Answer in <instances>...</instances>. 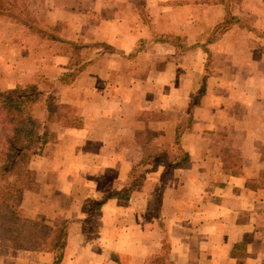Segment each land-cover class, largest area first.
Masks as SVG:
<instances>
[{
    "label": "crops",
    "instance_id": "crops-1",
    "mask_svg": "<svg viewBox=\"0 0 264 264\" xmlns=\"http://www.w3.org/2000/svg\"><path fill=\"white\" fill-rule=\"evenodd\" d=\"M16 13L0 11L1 91L45 76L70 93L58 103L73 105L71 89H101L46 126L40 154L17 158L30 175L22 210L48 250L0 244V264H54L49 248L64 226L58 264H148L164 243L173 264H264V47H248L257 36L264 44V0H28ZM228 17V31L207 42ZM30 33L58 50H29ZM77 45L90 58L63 81ZM161 47L215 63L168 65L156 77L136 57ZM178 138L188 163L164 179L152 158L176 160ZM1 141L0 170L13 154Z\"/></svg>",
    "mask_w": 264,
    "mask_h": 264
},
{
    "label": "trees",
    "instance_id": "trees-1",
    "mask_svg": "<svg viewBox=\"0 0 264 264\" xmlns=\"http://www.w3.org/2000/svg\"><path fill=\"white\" fill-rule=\"evenodd\" d=\"M11 7L9 2L0 0V11H9ZM170 41L175 42V39ZM82 68L76 69L75 77ZM38 100L36 89L32 87H16L0 92V140H7L12 144L17 153L16 158L25 153L40 154L47 142L46 121L54 120L47 105L46 117L35 115L33 110ZM44 102L46 104V101ZM179 159L181 162L177 161ZM159 163L166 165L165 179L174 169L185 166L188 156L182 153L176 160L171 161L166 154L152 158V164ZM25 187L26 183L18 177L13 164L0 170V244L15 249L48 250L41 246V242L36 241V225L22 210L21 201ZM100 205L97 204L95 209L100 208ZM66 236L65 226L54 232L49 248L56 254L54 264H58L62 259ZM168 253L169 246L164 243L162 252L152 257L148 264H173Z\"/></svg>",
    "mask_w": 264,
    "mask_h": 264
},
{
    "label": "rangeland",
    "instance_id": "rangeland-1",
    "mask_svg": "<svg viewBox=\"0 0 264 264\" xmlns=\"http://www.w3.org/2000/svg\"><path fill=\"white\" fill-rule=\"evenodd\" d=\"M4 1L9 2V4H11V6L16 10V12H17L16 14L17 15L18 14L21 15L24 12V7H25V4H26V2L28 0H4ZM13 17H15V16H13ZM232 23H234V20L231 19V17H228V19L224 20L223 23H220L217 26L216 30L213 33H210L207 42H212L214 39H217L221 34H223L224 32L228 31L229 25L232 24ZM16 27H17V30H18L17 33H19V32L22 33V31L23 32H28V30L26 28H24L23 25H21V24L20 25L18 24ZM4 29H6V25H5V22L2 21V23H0V31H4ZM41 29H43L44 31H50V32L52 31V29H48V28H44V27H42ZM43 30L39 31V32L45 33L46 36H47L48 33L47 32H43ZM31 34L32 33H30L28 35V37L25 39L26 46H27V48L29 50H31V48H33V49H43L45 52H49V51L50 52H53V51L56 52L58 50L57 47L54 46L53 41H50V40L47 41L46 40V42L45 41L44 42H39L38 39L36 37H33L32 36L33 34L32 35ZM18 42L20 43L21 40H18ZM25 42L23 40V43H25ZM262 43H263V41L261 40V36H257L256 38L252 39L251 44H249L248 47H257V48L264 47V44H262ZM229 45L237 47V45L234 44L233 42H230ZM57 46H60V45L57 44ZM65 47H67V46H65ZM74 48L76 49V52H77V54L74 55V59H73V65L74 66L72 67V69H74V72L67 73L66 76L62 78L63 81L71 82L72 80H74L76 69L84 67L88 63V60L90 58V56H86L85 55V57H83L82 54H81L82 56H80L78 54V51H79V48H80L79 45L75 46ZM74 48H73V50H74ZM235 49H238V48H235ZM154 57H156V68H155L154 61H150L149 60V59L152 60ZM2 58H4V56ZM15 58H16V56L13 57V60ZM24 58L26 60V63L29 64V62H30V63L33 64V66L36 64V62H40V59H41L38 55H34V56L27 55V57H24ZM42 59H44V60L47 59V56H45V55L42 56ZM2 60H1V57H0V65L4 63V59H2ZM213 60H214L213 56L211 58V55H206L201 50L198 51V52H195V55H190V56L187 57V56L181 55L179 53H174L172 50L170 51V49H166L164 47L158 48L154 52L152 51V53L149 54V55H141L139 58H138V56L136 57V61L139 62V65L142 66L145 63L146 66H149L150 69H152L150 74H152L153 76L155 75L156 77H159L160 72L161 71L164 72V67L168 66V65H173V66H176V68H178V69H180V68L182 69V67H183L182 65L186 64V62L189 61L188 62L189 64L206 63V66H209L210 69H211L214 66L213 63H215ZM26 68L28 69V68H30V66L26 65ZM26 68H25V71H26ZM180 72H181V70L178 73H180ZM145 74L146 73H144L143 70H141V76L144 77ZM145 82H147V81H145ZM158 83H159V80L157 82V85H158ZM141 85H142L140 87L141 90H139V92L143 93L145 91V89L143 88L144 82L141 83ZM18 87H21V88L32 87L33 89H36V96H37V98H39V100L34 106L33 112L35 113V115H37L39 117L40 116L41 117L44 116L45 113H46V109H47L46 105H47L49 107V110L51 111L50 116L53 118V120H56V119H58V120L60 119L61 120V119H63L62 116H63L64 113H66V114H68V113L70 114L71 113L72 114V112L75 111V109H77L79 102L75 103V101L82 100L85 96L86 97H91L92 93L99 96L100 89H101V84H100V82H97L96 86L91 88L92 91L89 90V93H90L89 95H86L84 93V90L82 92L83 88L82 89L77 88V90L76 89H71L72 90L71 98H72L73 105L58 103L59 100L60 101H65V97H67L69 99V94L70 93H69V91H67L65 89H62L60 87H54V83L52 82V80L48 79L45 76H38L37 79L34 82H26V84H23V85L18 86ZM150 87H152V86L150 85ZM175 87H178V88H175ZM159 88L160 87H158V89ZM172 89H173V93H174L173 102L180 103V100H181V97H182V94H180V91H182V86L177 85V84L176 85L173 84ZM159 90H161V89H159ZM162 90H164V89H162ZM0 92H1V90H0ZM196 96H197V94L193 97V100H195ZM122 97H124V96H122ZM157 99H160L159 96L157 97ZM44 101H46V104H44L45 103ZM150 101H151V97H150ZM174 107H176V106H174ZM51 122H53V121H46V126L49 125L48 127H50V125H51L50 123ZM0 133H1V128H0ZM1 142L8 143V145H10L9 148L12 149L11 151L13 152L12 159H10V161H8L9 163L7 162L8 165H6V167L13 164L14 168L16 170V173L18 174V177H20L22 181L27 183V180L30 179V175L26 172V169L24 168L23 165H18L17 160H16L17 159L16 158L17 153L15 152L14 147L7 140H2ZM174 148H175V151H176V155L175 156L178 157V155H180V151H182V147H181L179 138L174 142ZM6 151H8V150H6ZM29 155H32V154H30V153H25L24 154V157H25L24 159L26 161L29 159V157H30ZM169 159L170 160H174L175 158L169 156Z\"/></svg>",
    "mask_w": 264,
    "mask_h": 264
}]
</instances>
